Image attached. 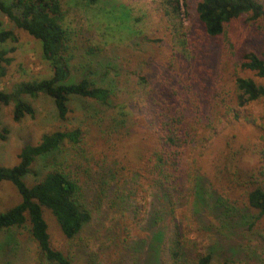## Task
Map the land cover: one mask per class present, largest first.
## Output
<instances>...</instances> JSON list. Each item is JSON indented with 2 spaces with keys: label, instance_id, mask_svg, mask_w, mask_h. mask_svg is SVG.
<instances>
[{
  "label": "trees",
  "instance_id": "1",
  "mask_svg": "<svg viewBox=\"0 0 264 264\" xmlns=\"http://www.w3.org/2000/svg\"><path fill=\"white\" fill-rule=\"evenodd\" d=\"M101 1L81 0L86 6ZM159 2L164 16L169 21L178 19L180 28H185L187 0ZM121 10L122 19H127L129 12L124 6ZM0 12L38 42L42 59L50 67L48 78L20 81L11 92L0 91V106L13 104L15 122L35 115L25 97L50 98L61 121L67 120L72 101L92 103L100 109L96 112L98 120L105 124L104 132L113 141L111 145L136 137V144L142 146L133 148L134 160L126 163L118 159L98 162L88 150L89 157L84 159L90 162L93 158L94 171L85 164L82 174L77 175L66 171L61 163L29 185L26 178L36 159L61 152L65 144L77 148L84 134L80 126L71 127L45 133L35 145L25 144L17 164L0 165V185L10 183L20 197L17 204L0 212V254L5 255L8 248L17 257L14 260H19L18 256L27 250L20 239L26 234L35 245V264H253L235 260L236 248L228 244L226 231L238 221L237 206L253 212L257 219L264 217V165L256 171L233 173L234 181L230 182L228 171L216 168L218 179L224 178L232 186L243 185V200L239 203L206 186L184 158L233 107L242 108L264 99V84L257 81H264V51L243 52L238 61L226 57L232 45L226 39L228 26L244 17L246 22L261 18L264 10L259 0H198L195 12L202 31L198 33L204 39H225L223 45L222 40L217 42L222 55L210 60L209 51L191 36L188 42L195 48V57L189 55L180 73L166 72L150 88L147 80L140 77L136 86L143 89V94H138L139 101L132 96L130 105L116 101L112 82L98 85L89 78L94 74V62L102 60L96 45L86 48L85 61L79 64L83 74L75 80L70 45L73 35L64 23L66 13L61 0H0ZM127 34L136 36L134 32ZM17 42L14 32L0 22V78L6 76L13 62L11 54L16 51V46L5 45ZM236 68L254 77H242ZM144 104L152 117L139 120L137 115L143 112ZM100 112L104 113L103 120ZM87 119L95 121L93 115ZM4 139L0 133V140ZM140 189L145 198L142 206L136 199ZM45 211L50 212L59 228L60 247L51 241ZM257 264H264V259Z\"/></svg>",
  "mask_w": 264,
  "mask_h": 264
},
{
  "label": "rangeland",
  "instance_id": "2",
  "mask_svg": "<svg viewBox=\"0 0 264 264\" xmlns=\"http://www.w3.org/2000/svg\"><path fill=\"white\" fill-rule=\"evenodd\" d=\"M1 1L6 3V0ZM197 2L198 0H187L188 12L183 20L185 28L181 29L178 19L169 21L164 16L159 0H102L92 6H86L81 0H61L66 13L64 23L73 35L70 45L74 54L71 63L75 68L72 70L75 80L83 74L84 69H79V64L82 60L85 61L83 56L86 48L96 45V48L100 47L102 60L94 62L92 66L94 74L89 78L95 80L98 85L112 82L115 86L113 91L116 94V101L130 105L132 96L139 101L138 94H143V89L136 86L140 77L147 80L150 88L161 81L166 72L170 75L173 72L180 73L182 62L189 58V55L195 57L193 51L195 48L188 42L191 36L195 37L197 45L209 51V59L215 61L222 55L217 42L222 40L223 45L225 39L211 40L200 37L198 31H202L195 12ZM259 2L264 10V0ZM121 6L129 12L127 19H122ZM0 22L18 38L17 43L5 45L16 46V51L11 54L13 62L7 67L6 76L0 78V91L11 92L13 85L20 81L48 78L50 67L42 59L38 42L17 29L1 12ZM116 25L119 27L112 31L111 27ZM174 31L177 34H174ZM131 32L136 33V36L131 37L127 34ZM182 33L186 35L183 36ZM147 39L160 42L151 43ZM226 39L232 44L227 49L226 57L231 59L232 56L234 61H238L243 52L264 51V15L257 21L246 22L245 17L234 21L227 28ZM85 58L89 59L90 56L85 55ZM239 74L242 77H254L250 72ZM257 81L264 84V81ZM25 100L33 106L35 115L20 122H15L12 118V103L0 106V133L5 136L4 140H0V165L12 167L17 164L21 148L25 144H37L45 133L80 126L84 134L77 148L72 149L65 144L61 152L36 159L32 173L26 178L29 185L39 181L49 170L60 166L61 163L66 167V171L77 175L82 174L85 164L94 171L96 168L93 166V158L90 157L91 163L84 159L86 156L89 157L88 150L98 162L118 159L119 162L126 163L127 160H134L133 148L142 147L141 144H136V137L130 142L111 145L113 141L108 139L104 132L105 124L98 120L96 112L100 109L92 103L72 101L67 120L61 121L55 114L50 98L40 96L33 100L25 97ZM144 105L141 106L143 112L137 115L140 116L137 118L139 120H148L152 117V112L146 104ZM130 107L133 108L132 105ZM90 115L95 117L94 122L87 119ZM99 115L103 120L104 113L100 112ZM129 132L133 134L132 130ZM184 162L194 167L199 178L205 180L206 186L209 185L224 197L242 203L240 200L243 198V185L232 186L226 179H218L216 168L226 169L230 182L234 181L233 173L256 171L259 165H264V99L242 108L233 107L230 113L220 117L203 135L198 146L187 151ZM202 187L205 189L204 183ZM141 190L136 196L138 206L145 205L144 193ZM19 201L20 197L10 183L0 185V212L11 208ZM237 207L239 217L235 219L238 221L234 228L226 231V240L229 245L236 248L235 257L238 258L236 261L241 259V262L245 260L247 263L253 261V264H257L260 259H264V217L257 219L253 212L241 206ZM184 210L187 211V207ZM45 219L53 245L60 247L62 236L49 211H45ZM193 237L198 236L194 234ZM20 239L25 243L26 253L18 256L19 260H14L17 257H13L7 248L5 255L0 254V264H35L34 243L29 241L26 234H22ZM200 239L203 237L200 236ZM201 241L207 244L206 241Z\"/></svg>",
  "mask_w": 264,
  "mask_h": 264
}]
</instances>
